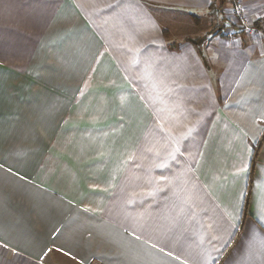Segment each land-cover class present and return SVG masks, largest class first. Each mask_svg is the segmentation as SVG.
Instances as JSON below:
<instances>
[{
    "label": "crops",
    "instance_id": "1",
    "mask_svg": "<svg viewBox=\"0 0 264 264\" xmlns=\"http://www.w3.org/2000/svg\"><path fill=\"white\" fill-rule=\"evenodd\" d=\"M238 1L255 35L228 0H0V264H264V0Z\"/></svg>",
    "mask_w": 264,
    "mask_h": 264
},
{
    "label": "built area",
    "instance_id": "2",
    "mask_svg": "<svg viewBox=\"0 0 264 264\" xmlns=\"http://www.w3.org/2000/svg\"><path fill=\"white\" fill-rule=\"evenodd\" d=\"M228 15L233 19V22L238 26L241 32H231L229 35H226L227 37L239 36L240 33H245L251 36L256 34L257 29L246 18L241 3L238 0H229Z\"/></svg>",
    "mask_w": 264,
    "mask_h": 264
},
{
    "label": "rangeland",
    "instance_id": "3",
    "mask_svg": "<svg viewBox=\"0 0 264 264\" xmlns=\"http://www.w3.org/2000/svg\"><path fill=\"white\" fill-rule=\"evenodd\" d=\"M229 1V0H228ZM227 13H228V10H227ZM225 18V20H223L224 22H229L227 19H228V16L227 17H224ZM177 20H178V17H177ZM229 20L231 21V22H233V19L232 18H230L229 17ZM203 21H204V30H211V29H213L214 27H216L217 25L215 24V23H210V21H211V19L210 20H207V19H203ZM200 26H202V24L200 25ZM206 27H207V29H206ZM231 32H233V31H230V32H227L226 33V35L228 34H230ZM230 37V36H229Z\"/></svg>",
    "mask_w": 264,
    "mask_h": 264
},
{
    "label": "snow or ice",
    "instance_id": "4",
    "mask_svg": "<svg viewBox=\"0 0 264 264\" xmlns=\"http://www.w3.org/2000/svg\"><path fill=\"white\" fill-rule=\"evenodd\" d=\"M171 155V154H170ZM247 168V165H245V169ZM261 208L264 209V203H262Z\"/></svg>",
    "mask_w": 264,
    "mask_h": 264
}]
</instances>
